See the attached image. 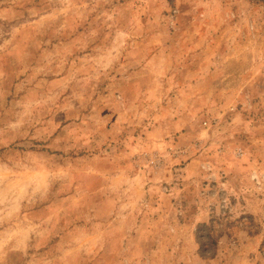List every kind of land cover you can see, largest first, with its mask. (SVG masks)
<instances>
[{
  "label": "rangeland",
  "instance_id": "1",
  "mask_svg": "<svg viewBox=\"0 0 264 264\" xmlns=\"http://www.w3.org/2000/svg\"><path fill=\"white\" fill-rule=\"evenodd\" d=\"M0 264H264V0H0Z\"/></svg>",
  "mask_w": 264,
  "mask_h": 264
},
{
  "label": "trees",
  "instance_id": "2",
  "mask_svg": "<svg viewBox=\"0 0 264 264\" xmlns=\"http://www.w3.org/2000/svg\"><path fill=\"white\" fill-rule=\"evenodd\" d=\"M209 238H210V236H209Z\"/></svg>",
  "mask_w": 264,
  "mask_h": 264
}]
</instances>
